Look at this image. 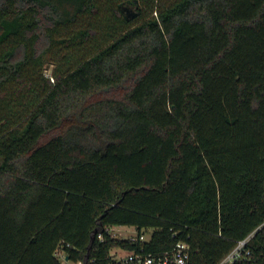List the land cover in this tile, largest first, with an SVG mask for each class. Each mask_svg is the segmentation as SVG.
<instances>
[{
  "label": "trees",
  "instance_id": "16d2710c",
  "mask_svg": "<svg viewBox=\"0 0 264 264\" xmlns=\"http://www.w3.org/2000/svg\"><path fill=\"white\" fill-rule=\"evenodd\" d=\"M246 238L264 264V0H0V264Z\"/></svg>",
  "mask_w": 264,
  "mask_h": 264
},
{
  "label": "built area",
  "instance_id": "2783aa9c",
  "mask_svg": "<svg viewBox=\"0 0 264 264\" xmlns=\"http://www.w3.org/2000/svg\"><path fill=\"white\" fill-rule=\"evenodd\" d=\"M145 238L146 235L143 233L139 237L140 240H145ZM130 239L136 238L130 237ZM248 240L249 238L239 241L236 247L223 258L220 264H232L244 259L245 256L249 254V250L245 249ZM189 250L190 246L187 242L179 241L176 243L175 247L170 252H166L163 257L154 258L150 255H143L142 253L129 251L126 252V256L120 258V260H123L124 262L137 261L143 264H186L189 260ZM112 254L115 255L114 252ZM77 264H83V262L79 261Z\"/></svg>",
  "mask_w": 264,
  "mask_h": 264
},
{
  "label": "rangeland",
  "instance_id": "374dc122",
  "mask_svg": "<svg viewBox=\"0 0 264 264\" xmlns=\"http://www.w3.org/2000/svg\"><path fill=\"white\" fill-rule=\"evenodd\" d=\"M52 65H46L45 66V74L47 76H52ZM120 227H114L111 231L112 235L114 236H117V237H121V238H128V237H131V234H128L129 232L128 231H125V230H122V229H118ZM125 229H128V228H125ZM131 232H133L134 234L137 233L135 230H132L131 229ZM134 237V235H132ZM115 253V257L117 260H119L120 258H123L124 256H126V251H122L120 250L119 248H116V249H113L112 253ZM59 260L63 263V264H74V263H71V262H67L65 260V257L63 254H59Z\"/></svg>",
  "mask_w": 264,
  "mask_h": 264
},
{
  "label": "crops",
  "instance_id": "0c3cea01",
  "mask_svg": "<svg viewBox=\"0 0 264 264\" xmlns=\"http://www.w3.org/2000/svg\"><path fill=\"white\" fill-rule=\"evenodd\" d=\"M125 228H128V229H125ZM118 229H122V230L128 231L129 232L128 234H131V236L132 235H136V233L134 234L133 232H131V229L136 231V229L134 227H120Z\"/></svg>",
  "mask_w": 264,
  "mask_h": 264
},
{
  "label": "water",
  "instance_id": "95a60500",
  "mask_svg": "<svg viewBox=\"0 0 264 264\" xmlns=\"http://www.w3.org/2000/svg\"><path fill=\"white\" fill-rule=\"evenodd\" d=\"M65 260L67 261V260H68V258L66 257V258H65Z\"/></svg>",
  "mask_w": 264,
  "mask_h": 264
}]
</instances>
